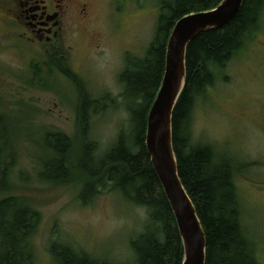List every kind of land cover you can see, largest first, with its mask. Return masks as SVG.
<instances>
[{
  "label": "rangeland",
  "instance_id": "1",
  "mask_svg": "<svg viewBox=\"0 0 264 264\" xmlns=\"http://www.w3.org/2000/svg\"><path fill=\"white\" fill-rule=\"evenodd\" d=\"M7 6L8 0H0V123L4 134H11L9 152L16 153L17 162L0 199L18 195L41 214L30 264H58L50 252L53 242L111 264L131 263L129 244L149 229L148 209L111 192L109 185L83 205L79 195L86 178L72 164L78 157L84 94L95 101L91 134L101 153L114 145L120 132L130 131L120 75L128 57L146 54L157 27L159 0H96L88 29L77 28L65 39L64 67L72 77L61 66L55 74L49 72L44 63L51 60L44 49L9 34ZM262 19L254 40L197 99L191 134L193 143H210L232 158L244 224L264 264V13ZM34 62L44 78L33 76ZM47 131L64 133L74 143L69 154L72 175L63 181L41 176L47 158L42 136Z\"/></svg>",
  "mask_w": 264,
  "mask_h": 264
},
{
  "label": "trees",
  "instance_id": "2",
  "mask_svg": "<svg viewBox=\"0 0 264 264\" xmlns=\"http://www.w3.org/2000/svg\"><path fill=\"white\" fill-rule=\"evenodd\" d=\"M222 0H159L160 13L153 40L143 57H128L120 75L123 96L131 116L130 131L120 132L114 145L101 153L91 134V115L95 101L84 94L80 106V145L72 166L86 178L79 195L83 205L91 204L102 189L148 209L149 229L132 237L133 261L127 264H182L183 245L171 204L164 192L146 146L148 113L162 83L166 49L176 22L183 16L213 9ZM264 0H244L233 20L198 35L186 56L187 82L173 115L174 149L179 175L197 209L207 238L206 264H262L257 245L248 233L243 205L236 184L235 164L210 143H193L192 111L197 99L213 87L218 76L248 41L255 38L262 24ZM44 68L55 74L68 57L45 56ZM52 62V66L50 63ZM33 76L42 79L43 69L32 65ZM5 121L7 122V118ZM8 123V122H7ZM11 137V134H10ZM0 123V192L11 182L17 162L9 152L10 139ZM47 158L41 176L63 181L72 173L69 154L74 143L68 135L47 131L43 136ZM41 222L38 210L26 206L22 197L9 194L0 199V264H30L32 238ZM50 252L58 264H111L81 253L70 245L53 242ZM133 262V263H132Z\"/></svg>",
  "mask_w": 264,
  "mask_h": 264
},
{
  "label": "water",
  "instance_id": "3",
  "mask_svg": "<svg viewBox=\"0 0 264 264\" xmlns=\"http://www.w3.org/2000/svg\"><path fill=\"white\" fill-rule=\"evenodd\" d=\"M243 2L222 0L213 9L187 14L176 22L167 44L162 83L148 113L146 146L175 215L184 249L182 264H206L207 259L206 234L179 175L174 149L173 115L187 82V50L202 32L230 23Z\"/></svg>",
  "mask_w": 264,
  "mask_h": 264
},
{
  "label": "flooded vegetation",
  "instance_id": "4",
  "mask_svg": "<svg viewBox=\"0 0 264 264\" xmlns=\"http://www.w3.org/2000/svg\"><path fill=\"white\" fill-rule=\"evenodd\" d=\"M96 0H8L6 23L29 45L45 55L65 58L66 37L87 30L95 17ZM8 20V21H7ZM93 37V36H92ZM97 47H100L99 45Z\"/></svg>",
  "mask_w": 264,
  "mask_h": 264
}]
</instances>
